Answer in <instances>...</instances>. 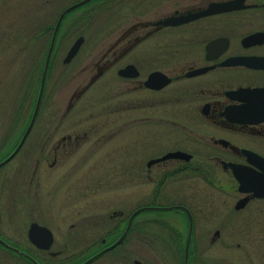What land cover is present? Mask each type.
<instances>
[{
    "label": "flooded vegetation",
    "instance_id": "flooded-vegetation-1",
    "mask_svg": "<svg viewBox=\"0 0 264 264\" xmlns=\"http://www.w3.org/2000/svg\"><path fill=\"white\" fill-rule=\"evenodd\" d=\"M229 1L26 3L28 13L34 12L39 22L33 28L25 24L24 52L31 46L43 51V66L54 37L36 115L41 120L44 110L51 118L44 120L42 132L33 136L30 148L24 150L32 136V125L16 155L23 150L22 159L28 164L34 161L33 176L39 165L53 168L67 164L89 143L88 156L101 143L103 157L108 159L113 153L111 139L123 133L125 126L163 129L165 139L149 149V157H137L132 172L106 176H121L122 184L133 182L135 193L148 186L144 190L158 200L159 207H171L169 211L182 215L187 228L182 264L190 223L187 264H264V0H235L233 9L218 8L217 4ZM73 5L54 33L61 14ZM76 41L80 43L76 54L64 63ZM72 62L77 65L72 75L61 78L59 64L69 66ZM97 85L106 92L104 101L108 103L102 113L117 114L118 119L100 126L62 124L74 112L86 110L76 108L77 103ZM62 89L67 90L64 104L46 109L45 99L53 101ZM9 94L8 100L14 105L13 89ZM117 97L116 104H110ZM17 107L0 140L2 145L16 137L12 150L27 127L14 122L25 108L28 114V80L23 82ZM127 111L128 118L124 115ZM25 175L23 182L14 179L23 189L30 188L33 181L28 173ZM10 203L15 210L17 201ZM111 217L124 216L117 211ZM155 222L153 219L151 224L164 225L168 233V238L161 233L153 235L156 257L161 244L168 242L181 259L180 232L168 231L177 227L176 223ZM198 223L204 227L199 240ZM133 231V237L140 240L138 227ZM0 239L6 243L0 242L2 249L30 259L27 248L16 250L14 244L23 246L20 243L13 244L1 235ZM54 240L53 234L50 247L40 250L28 243L57 260L61 251L51 250Z\"/></svg>",
    "mask_w": 264,
    "mask_h": 264
},
{
    "label": "rangeland",
    "instance_id": "rangeland-1",
    "mask_svg": "<svg viewBox=\"0 0 264 264\" xmlns=\"http://www.w3.org/2000/svg\"><path fill=\"white\" fill-rule=\"evenodd\" d=\"M28 1L32 3L38 0H0V140L7 125L11 124L10 116H14L17 106L20 107L23 82L28 80L30 97V92L34 93L40 78L43 51L38 52L37 47L34 46L28 48V52L22 49L25 45V38H23L25 24L29 23L33 28L39 22L34 12L28 13L26 6ZM76 66L73 62L69 66L59 64L60 77L66 78L72 75ZM57 68L54 69L55 75L58 74ZM12 89L15 97L14 105L8 100ZM66 92V89H62L53 101L45 99L46 109L63 105ZM104 99H106V92L100 85L94 86L79 104L77 103L76 108L85 107L86 110H78L76 114L74 112L73 117L70 115L69 120L62 124L70 123L77 127H87L100 126L109 120H117V114L108 116L102 113L108 105L107 100L104 101ZM117 99L118 97L110 100V104H116ZM29 113V111L28 114L26 113L25 108L14 123L26 124ZM41 113V120L39 116H36L34 120L32 136L27 138L29 142L26 140L24 150L30 148L33 142L32 137L42 132L41 126L44 120L51 118V114L45 116L44 110ZM124 115L128 118L129 112H125ZM122 132L116 136L117 138L111 139L109 147L112 148L113 153L108 159L103 157L104 148L101 143H98L92 154L88 156L86 152L90 146L89 143L75 152L67 164L53 168L39 165L33 176L34 161L29 164L24 161L23 150L0 166V235L12 243L14 241L23 245L18 246L13 243L18 248L16 250H29L36 253L37 258L35 254L30 253L33 255L31 258L36 259L39 264H69L72 258L83 256L90 249L97 247L99 241L119 222L123 223L121 221L123 217L114 219L110 218V214L122 211L123 216H127L136 208L152 206L154 208L141 211L132 221L131 228L138 227V232L141 234L140 240L133 237V231L122 248L90 264H134V260H139L142 264H181L176 249L168 242L161 244L160 254L156 257V251L151 244L152 237L156 233H161L168 238V233L164 225H160L159 227L162 228H159L153 226L151 222L156 219L154 224L158 225L161 221L167 223L174 221L177 227H170L169 232L178 233L179 231L184 241L187 228L183 223L182 215L171 212L170 209L159 208L158 200L150 196L148 190H144L148 186L143 187V191L135 193L133 182L122 184L121 176H106L107 173L118 171L132 172L133 163L137 161V157H149V149L164 140L166 132L161 128L151 129L143 125L139 129L135 125L125 126ZM101 133L102 131L97 135ZM15 143L16 137L9 140L7 144L0 145V162L11 152ZM26 173L29 178L33 177V181L30 188L23 189L14 179H21L23 182L27 177ZM36 181H39L38 187H36ZM11 200L17 201L15 210L11 206ZM32 221L48 227L53 232L55 240L51 250L61 251L57 260L49 259L44 253L34 250L28 243L26 233ZM203 228V224L198 223L197 240ZM0 241L6 244L2 239ZM180 247L182 257L183 245ZM166 251L170 252V256L166 255ZM0 264L29 263L15 252L0 247Z\"/></svg>",
    "mask_w": 264,
    "mask_h": 264
},
{
    "label": "water",
    "instance_id": "water-1",
    "mask_svg": "<svg viewBox=\"0 0 264 264\" xmlns=\"http://www.w3.org/2000/svg\"><path fill=\"white\" fill-rule=\"evenodd\" d=\"M235 3L237 4V1L235 0H231L229 2H225V3H222V4H217L218 8L222 11L224 10H228V9H233L235 7ZM75 5L67 8L60 16V18L58 19V22L56 24V27H55V31L54 33L56 32V29H57V26L59 25V22L63 16V14L65 12H67L68 10L72 9ZM53 40H54V37H52L51 39V43L49 45V48H48V51H47V54H46V59H45V63H44V67H43V70H42V73H41V77H40V83H39V89H38V94H37V98H36V103H35V106H34V109H33V112H32V115H31V118H30V121L28 123V126L20 140V142L18 143V145L16 146V148L14 149V151L7 157L5 158L4 160H2L0 162V166L3 165L4 163H6L16 152L17 150L19 149V147L21 146L27 132L29 131L33 121H34V118L36 116V113H37V110H38V107H39V103H40V99H41V95H42V92H43V87H44V82H45V78H46V72H47V67H48V62H49V57H50V54H51V50H52V45H53ZM79 41H76L72 46L71 48L69 49L65 59H64V62H67L69 61L73 55L77 52L78 48H79ZM172 155V154H170ZM231 167H233L231 165ZM154 207H141V208H138L136 209L131 215L130 217L128 218V221H127V225L125 227V230L124 232L121 234V236L115 241L113 242L111 245L107 246L106 248L102 249L101 251H99L98 253L94 254L93 256L89 257L88 259H86L85 261H83L82 263L80 264H88L90 263L92 260H94L96 257H98L99 255H101L102 253L112 249L113 247H115L116 245H118L122 239L125 237L126 233L128 232L129 228H130V225H131V221H132V218L138 213V212H141L143 210H146V209H152ZM162 209H169V208H162ZM191 230H192V225L190 223V227H189V232H188V238H187V242H186V245H185V255H184V264H187V258H188V247H189V240H190V234H191ZM27 237L29 239V241L34 244L37 248H40V249H48L52 243V234H51V231L44 227V226H41V225H38L37 223H31L29 225V228H28V231H27ZM33 260V259H32ZM33 262L35 264H39L37 261L33 260ZM135 264H142L141 262L139 261H135Z\"/></svg>",
    "mask_w": 264,
    "mask_h": 264
},
{
    "label": "trees",
    "instance_id": "trees-1",
    "mask_svg": "<svg viewBox=\"0 0 264 264\" xmlns=\"http://www.w3.org/2000/svg\"><path fill=\"white\" fill-rule=\"evenodd\" d=\"M41 71H42V66L40 68L39 74H41ZM39 79H38V84H39ZM38 84H37V88H38ZM37 88L34 91V93L31 94V92H30V97H29L30 98L29 99V112L30 113H29L28 116H30V114H31V112L33 110V106H34V102H35V98H36V94H37ZM33 98H34V101H33ZM125 224H126V220H124L123 223H120L119 222L116 225V227H114V229L112 231H110V233H108V235H106L105 237H103L105 239V243H101L99 241V245L97 247L90 249L83 256H79V257H76V258H72V260L70 259L71 261H70L69 264H79L82 261H84L85 259H87L88 257H90L91 255H93L95 252H97L98 250H100L101 248H103V247L111 244L112 242H114L120 236V234L122 233V231H123V229L125 227ZM132 230H133V228H131L130 234H131ZM127 238H128V236H126L124 238V240L117 247H115L113 250L109 251L108 253L115 252L116 250L122 248L123 247V244H125V242L127 241ZM181 245H183V240H182V244ZM27 262L29 264H33L32 262H29V261H27Z\"/></svg>",
    "mask_w": 264,
    "mask_h": 264
}]
</instances>
